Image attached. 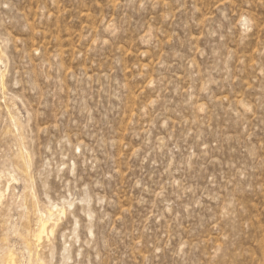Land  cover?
<instances>
[{"label":"rangeland","instance_id":"rangeland-1","mask_svg":"<svg viewBox=\"0 0 264 264\" xmlns=\"http://www.w3.org/2000/svg\"><path fill=\"white\" fill-rule=\"evenodd\" d=\"M0 264H264V0H0Z\"/></svg>","mask_w":264,"mask_h":264},{"label":"bare ground","instance_id":"bare-ground-1","mask_svg":"<svg viewBox=\"0 0 264 264\" xmlns=\"http://www.w3.org/2000/svg\"><path fill=\"white\" fill-rule=\"evenodd\" d=\"M50 214V213H49ZM52 216V214H50L48 216V218L46 219H40L39 223H38V226H37V229L36 231L33 233V238L35 239L36 242H39L41 241L44 233L46 232V222L48 221V219ZM8 262L10 263H13V259L12 257L10 256L8 258Z\"/></svg>","mask_w":264,"mask_h":264}]
</instances>
